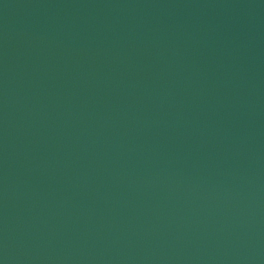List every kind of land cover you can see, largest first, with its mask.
Masks as SVG:
<instances>
[{"label":"water","instance_id":"water-1","mask_svg":"<svg viewBox=\"0 0 264 264\" xmlns=\"http://www.w3.org/2000/svg\"><path fill=\"white\" fill-rule=\"evenodd\" d=\"M0 264H264V0H0Z\"/></svg>","mask_w":264,"mask_h":264}]
</instances>
